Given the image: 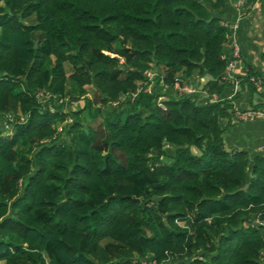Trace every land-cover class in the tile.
<instances>
[{
  "label": "trees",
  "instance_id": "16d2710c",
  "mask_svg": "<svg viewBox=\"0 0 264 264\" xmlns=\"http://www.w3.org/2000/svg\"><path fill=\"white\" fill-rule=\"evenodd\" d=\"M223 3L0 0V115L21 114L0 130V264H262L264 154L223 136L239 93L221 96ZM149 68L205 81L160 106Z\"/></svg>",
  "mask_w": 264,
  "mask_h": 264
},
{
  "label": "crops",
  "instance_id": "0c3cea01",
  "mask_svg": "<svg viewBox=\"0 0 264 264\" xmlns=\"http://www.w3.org/2000/svg\"><path fill=\"white\" fill-rule=\"evenodd\" d=\"M234 0H224L221 18L226 23H237L235 30L240 48L241 63L236 70L239 78L247 68L264 76V0H252L246 8L233 4ZM198 81L202 87L205 77L192 76L189 80ZM239 93L232 99V104L239 108L264 109V88L248 92L247 88L238 86ZM232 91V83L222 90L221 96H227ZM253 103H260L253 107ZM230 125L224 130L225 147L244 149L251 153H261L258 146L264 143V118L254 116L248 119H236L230 114ZM223 121V120H222Z\"/></svg>",
  "mask_w": 264,
  "mask_h": 264
},
{
  "label": "built area",
  "instance_id": "2783aa9c",
  "mask_svg": "<svg viewBox=\"0 0 264 264\" xmlns=\"http://www.w3.org/2000/svg\"><path fill=\"white\" fill-rule=\"evenodd\" d=\"M233 4L239 8H246L245 0H234ZM222 23L226 24L228 26L229 32L226 38V41L224 43V51L221 53V57H225V66L223 69V72L221 73V76L223 79L230 81L232 83V91L229 93L226 97H230L235 90H237L239 86V77L236 76L237 72L236 70L238 69L240 63H241V56H240V48L238 44V39L235 33V30L237 28V23H226L222 20ZM155 72L152 71V69H146L144 70V74L146 76V79L144 80L145 82V87L144 89L146 91H149L150 86L153 85V75ZM250 80L253 82L254 86L256 89H262L264 88V77L261 75L258 76H253L250 75ZM173 87L176 89L177 95L179 94H192V93H197L199 92L201 87H198V84H194L191 82L189 79L188 81L186 80H181V79H176L173 82ZM140 86L136 88L138 90ZM36 95L40 100H44L49 93L46 92H41L38 90L36 92ZM128 99H131L134 95V92H129L125 94ZM160 96V95H159ZM158 96V97H159ZM206 97L207 95H203ZM219 95L212 93L211 95L208 96V99L214 100L218 99ZM72 98H70L69 102H71ZM59 101L61 98L58 99ZM65 101V98H64ZM66 102V101H65ZM117 100H112L108 101L111 105L116 104ZM159 105V104H158ZM232 116L236 119H248L252 118L254 116H258L261 118H264V109H258V108H239L238 106L232 104ZM7 117L9 114H6ZM59 128V126H57ZM258 149L260 152L264 154V143L260 144L258 146ZM252 222H257L258 218L255 216L251 220ZM175 257H171L169 255H166L163 259L161 260H156L155 258L152 257H143L139 258V263L140 264H171V260ZM259 259L262 264H264V249L261 251L259 255Z\"/></svg>",
  "mask_w": 264,
  "mask_h": 264
},
{
  "label": "rangeland",
  "instance_id": "374dc122",
  "mask_svg": "<svg viewBox=\"0 0 264 264\" xmlns=\"http://www.w3.org/2000/svg\"><path fill=\"white\" fill-rule=\"evenodd\" d=\"M119 61H121V58H119ZM64 66H65V69L66 70H69L70 69V65L68 64V63H64ZM152 71L153 72H155V73H158L159 72V70H157V69H152ZM160 72H161V70H160ZM199 80V78L197 79V81H193V83L194 84H198L200 81H198ZM155 81H153V83H154ZM191 82H192V80H191ZM160 83H154V85H152V86H150V88H149V90L150 91H153V90H156V91H158V92H160L159 93V97L156 99V102H157V104H159L160 106H163L162 105V102L161 101H159V99H161L163 96H165V95H167V94H173V95H177V93H176V89H174V87H173V84L171 85V86H164L163 84L161 85H159ZM86 86V88H87V95L89 96V95H91V93H92V90H93V88H92V86L90 85V84H87V85H85ZM155 91V92H156ZM198 94H199V92H198ZM68 98V97H67ZM67 98H65V101L66 102H64V108H65V110H71V109H76V108H79V107H81L82 106V103H83V98H82V96H78V98H76V99H71L72 101L71 102H69V98L67 99ZM122 99H126L127 98V96L126 95H124V96H122L121 97ZM104 109H103V111L105 110V107H103ZM15 115H18V116H20L21 114L19 113V111L18 112H16V114ZM15 115L14 114H9V116L8 117H10L11 118V120H13V119H16V117H15ZM7 117V115L5 114H3V115H0V130L3 132V131H5V133L7 132L8 134L10 133V129H9V118ZM85 115L84 114H82L81 115V121L83 122V123H85ZM70 122V115L69 116H67V118H66V120L63 122V124L64 125H67L68 123ZM90 123H92V122H90ZM62 124V125H63ZM92 125H94V123H92ZM57 126H59V128L60 127H62L61 125H57ZM4 133V132H3ZM165 148V150L166 151H169L170 149H169V147H164ZM176 259L177 258H173L172 260H171V264H173L175 261H176Z\"/></svg>",
  "mask_w": 264,
  "mask_h": 264
},
{
  "label": "water",
  "instance_id": "95a60500",
  "mask_svg": "<svg viewBox=\"0 0 264 264\" xmlns=\"http://www.w3.org/2000/svg\"><path fill=\"white\" fill-rule=\"evenodd\" d=\"M225 149H227V147H225Z\"/></svg>",
  "mask_w": 264,
  "mask_h": 264
}]
</instances>
